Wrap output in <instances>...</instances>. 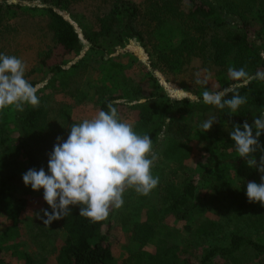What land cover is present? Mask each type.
Masks as SVG:
<instances>
[{
  "label": "trees",
  "instance_id": "1",
  "mask_svg": "<svg viewBox=\"0 0 264 264\" xmlns=\"http://www.w3.org/2000/svg\"><path fill=\"white\" fill-rule=\"evenodd\" d=\"M182 1L41 0L45 3L41 13L46 20L41 33H48L53 41L39 59V64L52 74L44 88L54 86L60 78L68 83V70L58 62L50 63L54 52L61 49L64 54H70L81 47L77 29L60 13L67 10L71 18L79 22L93 50L106 53L137 40L146 49L153 70H159L201 100L200 103H190L187 99L173 102L154 72L146 70L137 82L128 83L125 77L124 90L101 100L100 110L108 111L109 102L116 107V99L133 100L134 130L140 135L149 134L157 154L183 164L192 155L189 144L192 142L206 155L198 180L163 183L159 206L146 209L143 222L133 223L151 192L146 196L138 195L133 189L124 192L121 224L133 231L136 247L123 260L117 261L103 232L117 209L110 210L106 220L92 222L79 215V206H70L71 213L60 219L66 236L54 247L57 264H212L216 258L245 264L251 257L264 264V207L258 202L249 203L246 196L247 183H260V173L238 154L228 153V149L235 152L234 142L230 135L222 140L217 132L220 124L232 130L234 124L242 125L245 120L251 123L264 111V93L255 99L251 95L253 85L261 83L264 88V81L254 80L247 88L239 89L247 102L231 116L227 107L221 110L204 104L203 86L194 83L200 68L213 71L222 88L230 84L229 66L244 67L249 74L264 71V58L260 55L264 51V0H188L191 5L186 11ZM12 6L21 7L0 0V34L9 15L18 14ZM174 25L179 31L174 32ZM77 66L80 64H74L69 73ZM80 93L78 90L77 94ZM227 98H231V93ZM39 99V107L26 105L22 112L14 110L12 119L9 114H0V214L13 224L25 206V195L33 191L19 175V157L26 160L23 173L41 167L47 172L49 157L44 152L49 137L59 134L66 140L68 136L54 124L58 121L57 112L52 110V119H49L51 110L47 109L45 97ZM210 116H215L217 122L209 131L201 132L200 125ZM168 118L171 122L167 124L165 138L160 140L157 134ZM15 131L16 137L13 136ZM259 139L264 144V134ZM255 155L259 159L260 153ZM214 192L229 193L232 198L230 207L218 211V221L205 218L202 212L210 209L203 196ZM166 215H172L179 226L189 230L188 242L174 241L181 228L164 225ZM214 232L223 233L221 240L203 248L199 256H193L195 245L192 243ZM149 243L154 251L145 248ZM15 254L21 260L19 264H38L26 251L18 250Z\"/></svg>",
  "mask_w": 264,
  "mask_h": 264
},
{
  "label": "rangeland",
  "instance_id": "2",
  "mask_svg": "<svg viewBox=\"0 0 264 264\" xmlns=\"http://www.w3.org/2000/svg\"><path fill=\"white\" fill-rule=\"evenodd\" d=\"M4 1L7 4H19L21 7L12 6V9L18 11V14H10L7 22L5 24L3 23L0 34V53L2 51L6 55L16 56L25 62V78L29 82L34 83V85H41L37 95L38 97H45L47 109L48 111L51 110L48 113V118L52 119V110L56 111L58 121H55L54 124L59 125L61 127L60 130L64 129L66 134L70 132L72 123H80L84 119L95 117L100 111L101 100L108 98L112 94L121 93L124 90L123 82L126 81V78L128 79L126 81L128 83L137 82L146 70H152L154 72L166 92L170 90V87L183 89L177 82L171 81L159 70L152 69L149 64L146 49L137 40H130L125 46L106 53L101 50H93L91 47L92 44L84 37L79 22L71 18L67 10H60V13L77 29L81 47L78 52H72L70 54H64L61 49L54 52L50 63L58 62L63 69L68 70V83L64 78H60L54 86L44 88L51 79L52 74L39 64V59L53 44V41L47 35L48 33H41L43 25H46V20L41 13V8L45 7V3L41 2V0ZM129 1L139 3L142 0ZM182 4L185 11L191 5L188 0H183ZM35 7L36 9H34ZM78 11H81V7L78 8ZM173 29L175 32V30L179 31L180 28L174 25ZM74 64H80V66H77L78 68L74 71L72 69V72L69 73ZM115 64H119V66ZM198 73L202 79H208L209 83L207 87L209 90H215L216 88L222 89L221 83L213 71L200 68ZM227 78L230 81L228 72ZM262 86L261 83H255L253 85L252 92L254 93L251 94L254 96L252 97L253 99H255V96L259 97L263 95L264 88ZM78 90L81 91L80 94H77ZM204 90L205 86H203L201 94ZM189 93L194 95L191 92ZM115 101L117 102L116 108L119 118L133 125L135 122V112L132 106L135 104V101L125 98L116 99ZM140 101H144V99H140ZM2 113L9 114L10 119H12L14 108L10 107L0 110V114ZM230 130L231 128L229 126L220 124L217 132L219 137L224 140L229 136ZM13 136H17L16 131L13 133ZM57 136L60 135L49 137L50 141L45 145V154L48 155L53 150ZM189 144L192 145V155L183 164L171 162L158 154V158L151 172L154 177H159V183L151 191L150 196L143 204L144 208L142 212L134 217L133 223L143 222L146 209L159 206L163 194V183L174 182L176 184H182L187 179L198 180L202 173L206 155L192 142ZM227 152L232 155L237 154L236 152H232L231 149H228ZM19 160L18 172H20L19 175H22L26 160L22 156L19 157ZM231 182L234 184L235 180L233 179ZM230 188H238V186H230ZM43 193L44 190L41 188L39 191L33 190L31 194L25 195V206L15 224L7 220L4 214H0V264L21 263V260L17 259V255L15 254V251L18 250L32 254L38 264H57L54 247L63 242L66 233L61 226L60 219L54 220L49 226H46L39 218L43 215L41 209H48L51 212L50 206L43 198ZM206 195L203 198L205 202L210 204V209H205V206V210L202 211L204 212L203 216L218 221L220 217L218 211L222 207H230L232 198L229 193L221 192L210 193L207 197ZM163 223L169 227L181 228L179 229L178 236L174 238L175 242L179 241L181 244L188 242L189 230L179 226V223L172 215H166ZM129 228L121 224L120 209H117L113 213L109 225L103 227V232L107 235L117 261L123 260L131 249L136 247V244L133 242L134 233ZM222 236L223 233L214 232L209 236L195 240L192 243L195 245L193 246V256H199L203 248L211 243L220 241ZM145 248L149 251H154V246L151 243L147 244ZM248 260L245 264H259L257 263V258L251 257ZM212 264L232 263L229 259L216 258Z\"/></svg>",
  "mask_w": 264,
  "mask_h": 264
},
{
  "label": "clouds",
  "instance_id": "3",
  "mask_svg": "<svg viewBox=\"0 0 264 264\" xmlns=\"http://www.w3.org/2000/svg\"><path fill=\"white\" fill-rule=\"evenodd\" d=\"M15 2V0H10ZM264 58V51L260 53ZM228 76L232 81L227 87L209 90L207 78L197 73L194 83L205 86L203 103L218 109H229L228 115L236 113L247 102L239 89L247 88L252 81H264V71L249 74L244 67L229 66ZM26 64L16 57L0 53V110L14 108L24 111L26 105L39 107L37 95L41 85H33L25 78ZM231 93V98H227ZM167 95L173 102L200 103V97L187 90L172 87ZM108 111L100 110L95 117L72 123L67 139L56 137L53 150L48 154L47 172L28 169L22 174L25 186L34 191L43 188V198L50 206L41 209L39 218L49 226L54 220L62 219L71 213L70 206H79V215L92 222L106 220L110 210L120 209L123 194L133 189L138 195H148L159 183V177L152 175L151 169L158 158L153 140L149 134L140 135L132 124L119 118L113 102L107 105ZM168 118L158 139L163 140L167 132ZM217 122L210 116L200 125L201 132L209 131ZM264 134V113L249 123L234 124L229 132L238 157L260 173V183L249 181L246 196L249 203H260L264 207V144L260 142ZM259 152V159L256 153ZM46 217V219H45Z\"/></svg>",
  "mask_w": 264,
  "mask_h": 264
}]
</instances>
